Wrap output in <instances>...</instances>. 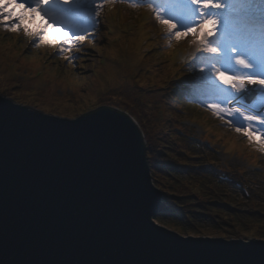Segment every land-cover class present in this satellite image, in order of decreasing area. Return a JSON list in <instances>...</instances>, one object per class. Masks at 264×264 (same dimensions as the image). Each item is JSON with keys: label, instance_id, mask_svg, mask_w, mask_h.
I'll list each match as a JSON object with an SVG mask.
<instances>
[{"label": "water", "instance_id": "1", "mask_svg": "<svg viewBox=\"0 0 264 264\" xmlns=\"http://www.w3.org/2000/svg\"><path fill=\"white\" fill-rule=\"evenodd\" d=\"M110 106L66 117L0 92V264H264V239L154 221L168 207L143 134Z\"/></svg>", "mask_w": 264, "mask_h": 264}, {"label": "trees", "instance_id": "2", "mask_svg": "<svg viewBox=\"0 0 264 264\" xmlns=\"http://www.w3.org/2000/svg\"><path fill=\"white\" fill-rule=\"evenodd\" d=\"M248 2L258 6L256 16L261 20L264 0ZM156 4L159 2L152 5L151 13ZM108 8L111 12L114 5L106 4L105 9ZM110 21L114 23L113 20ZM146 21L145 19L140 21L142 28H139V23L128 31L117 29L114 33H110L111 30L108 33L104 30V37L109 40V44L120 49L121 57L124 56L125 48V53L128 54L131 50L136 57H142L145 61L143 65L145 77L138 79L134 87L127 86L125 93L115 91L118 101L110 107L131 116L143 134L152 182L161 191L163 201L168 207V211L161 214V218L166 217L171 226L179 230H187L191 226L196 228L197 222H206V226L212 228V231L216 230L220 236L226 234L230 228L232 230H229V233L234 238L246 233L254 238L264 239V204L252 199L250 181L244 172L219 163L213 155L205 152L207 147L196 139L193 129L186 121L189 108L197 107L199 99L183 94L185 88L183 86L178 88L177 80L173 79L184 60L178 56L173 64L161 67L169 60L154 53L158 47L171 49L172 53L176 51H172L173 45L167 43L162 31L159 37L163 38L162 42L159 40L156 43L147 39L148 27L145 24L148 20ZM121 22H124V18L120 16L118 26ZM247 23L250 24L249 21ZM260 23L261 21L259 25ZM104 24L107 25L106 21L105 23L101 21L98 29H105ZM1 30L2 28L0 32ZM11 42L13 45L11 50L15 53L21 55L25 52L20 46L22 42L20 38H13ZM143 49L147 51L144 52ZM53 54L65 57L64 53L59 55L58 51H54L49 58L53 57ZM51 63L54 64V61ZM96 67H100V64ZM8 72L7 66L0 67V92L9 96L18 95L21 81L8 75ZM182 73L187 75L185 71ZM137 76L138 73L134 74L133 80ZM235 187L240 190L241 199L233 191Z\"/></svg>", "mask_w": 264, "mask_h": 264}, {"label": "rangeland", "instance_id": "3", "mask_svg": "<svg viewBox=\"0 0 264 264\" xmlns=\"http://www.w3.org/2000/svg\"><path fill=\"white\" fill-rule=\"evenodd\" d=\"M106 3L112 4L111 1ZM114 4L115 7L111 9V12L104 6L105 13H112L114 16L111 17L112 19L117 18V15L118 19L121 16L124 18V22L118 26L117 23H111L108 19L106 20L107 25L104 24L105 29L111 30V33L117 29L128 31L145 19V21L148 20L147 24H145L147 21L144 23L148 27L147 34L153 35L156 43L163 39L159 37L164 29L156 22L155 14L150 18V9L146 10L144 5H137L132 1L125 0H117ZM16 11L19 12L20 9ZM39 22L40 18L37 15L34 23L39 25ZM139 28H142L141 23ZM52 31L49 29L50 33ZM0 34V67L7 66L9 68L8 75L21 81L20 93L11 96L43 111L70 117L87 109L96 101L101 102L102 100V103L114 105L118 101V97L114 94L115 91L125 93L128 89L127 86L134 87L138 79L145 77L143 71L145 61L142 57H136L131 50L128 51V54L125 53V48L124 56L121 57L120 49L109 44V40L104 38L103 32L97 30L91 42L89 39H85L83 44L75 45L71 52H64V56H69L71 62H66L64 58L55 54L49 58L51 53L58 51V47H50L45 44L36 47L33 38L25 36L23 31L10 32L2 28ZM62 35L63 33L58 34L57 38ZM164 37L167 43L173 45V49L175 48L177 51L172 53L171 49L158 47L154 53L169 60L161 67L165 68L166 65L173 64L178 56L183 57L185 51L187 55L193 53L194 49L189 43L191 37L180 41L170 39L166 34ZM13 38H20L22 41L20 46L24 48L25 52L21 55L11 50ZM244 38L245 42H250V37L244 35ZM182 49L185 51L181 52ZM143 51L146 52L147 49H143ZM103 56L104 60L100 61ZM52 60L54 64L51 63ZM97 64H100V67H96ZM184 70L176 71L173 79L177 80L178 77H183L181 74ZM136 73L138 76L133 80L132 76ZM201 97L200 101L206 98ZM214 98L211 94L207 97V99ZM200 101L196 103L197 107L189 108L186 123L193 129L196 139L201 141L204 147H207L205 152L208 155H213L221 164L244 172L243 174L250 181L249 188L252 199L259 204H264V150L260 144L254 142L260 139L259 133L250 140L242 132L236 131V125H242V121H234L232 125H229L226 118L222 119L215 115ZM233 189L231 188V190ZM233 191L238 195V198H242L238 188L235 187ZM161 217L162 215L154 217V221L182 236L234 238L229 233V230H232L230 228H226L227 232L222 236L218 235L216 230L212 231V228L206 226V222H197L196 228L191 226L187 230H179L173 228L166 217ZM250 238L254 237L246 233L238 237L243 240Z\"/></svg>", "mask_w": 264, "mask_h": 264}, {"label": "snow or ice", "instance_id": "4", "mask_svg": "<svg viewBox=\"0 0 264 264\" xmlns=\"http://www.w3.org/2000/svg\"><path fill=\"white\" fill-rule=\"evenodd\" d=\"M106 2L101 0L93 8L94 0H0V28L23 31L33 38L34 46L58 47V54L63 55L85 39L89 42L94 39ZM135 3L152 6L155 0H135ZM255 8L248 0H237L235 4L224 0H160L154 12L156 22L168 38L180 41L191 37L189 43L194 51L186 61L187 75L182 73L183 79L178 77L176 86H183L197 98L206 97L200 102L220 118H227L229 125L242 121V125H236V131L250 140L259 133L260 139L254 142L264 150V111L250 110L257 101L264 102V43L257 55L243 38L231 42L229 21L220 19V13L229 10L254 25ZM85 12L92 32L79 28ZM37 15L41 18L39 25L34 23ZM259 28L264 36V13ZM49 29L53 31L50 33ZM253 93L256 94L253 102L245 104L244 98ZM209 94L215 98L207 99Z\"/></svg>", "mask_w": 264, "mask_h": 264}, {"label": "bare ground", "instance_id": "5", "mask_svg": "<svg viewBox=\"0 0 264 264\" xmlns=\"http://www.w3.org/2000/svg\"><path fill=\"white\" fill-rule=\"evenodd\" d=\"M255 97H256V94H250L249 96H247V97H245L244 98V103L245 104H250V103H252L253 102V100L255 99ZM260 111H264V108H262V109H260V110H258V111H255L256 113H258V112H260Z\"/></svg>", "mask_w": 264, "mask_h": 264}]
</instances>
